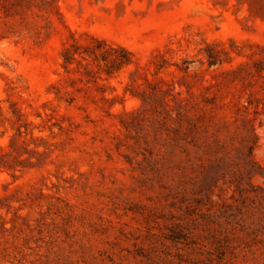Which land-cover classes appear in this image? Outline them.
Instances as JSON below:
<instances>
[{
    "label": "rangeland",
    "instance_id": "1",
    "mask_svg": "<svg viewBox=\"0 0 264 264\" xmlns=\"http://www.w3.org/2000/svg\"><path fill=\"white\" fill-rule=\"evenodd\" d=\"M0 264H264V0H0Z\"/></svg>",
    "mask_w": 264,
    "mask_h": 264
},
{
    "label": "trees",
    "instance_id": "2",
    "mask_svg": "<svg viewBox=\"0 0 264 264\" xmlns=\"http://www.w3.org/2000/svg\"><path fill=\"white\" fill-rule=\"evenodd\" d=\"M64 53H66V50L64 51ZM63 59H64V63H65V64H66V63H69L67 57H64V55H63ZM129 62H130L129 59L124 58L123 61H121V64L126 65V64H128Z\"/></svg>",
    "mask_w": 264,
    "mask_h": 264
}]
</instances>
